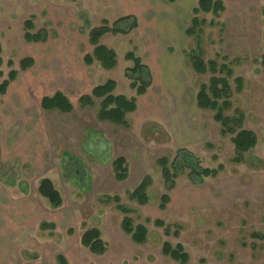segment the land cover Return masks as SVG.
<instances>
[{
    "label": "rangeland",
    "instance_id": "1",
    "mask_svg": "<svg viewBox=\"0 0 264 264\" xmlns=\"http://www.w3.org/2000/svg\"><path fill=\"white\" fill-rule=\"evenodd\" d=\"M222 1L220 18L201 15L207 21L202 48L205 61L226 58L234 77L243 80L241 92L230 80L228 114L243 112V128L256 135L257 145L240 157L234 135L223 134L214 113L197 106L199 87L211 75L191 69L185 53L194 41L165 46L159 31L155 36L167 25L165 0H0V85L10 72L19 73L0 94V264H60L59 256L66 264H183L164 254L165 244L180 246L189 258L185 264H264V0ZM183 3L195 7L197 0ZM150 7L154 13L143 11ZM128 16L137 18L136 29L100 41L116 52L117 66L86 65L94 51L90 32L103 22L128 30L133 20H122ZM188 17L185 30L193 14ZM27 21L45 42L25 40ZM129 52L149 67L153 56V83L142 97L128 78ZM162 57L169 61L162 64ZM26 58L35 64L22 71ZM109 80L116 83L114 95L138 100L127 126L98 118L102 100L86 106L80 101ZM58 92L71 112L43 109L42 99ZM179 150L185 152L176 158ZM187 153L201 168L219 170L218 176L192 181L183 166ZM164 157L182 173L161 209L167 189L158 161ZM120 158L126 160L123 181L113 167ZM146 178L149 202L140 205L129 194ZM43 179L61 195L60 208L38 194ZM126 218L147 229L145 243L124 231ZM43 222L55 229L42 231ZM93 229L107 246L103 255L81 243Z\"/></svg>",
    "mask_w": 264,
    "mask_h": 264
},
{
    "label": "trees",
    "instance_id": "2",
    "mask_svg": "<svg viewBox=\"0 0 264 264\" xmlns=\"http://www.w3.org/2000/svg\"><path fill=\"white\" fill-rule=\"evenodd\" d=\"M170 4H175L177 0H166ZM226 11L225 3L222 0H197V6L193 10V18L186 29V35L195 43V48L190 53H185L191 69L196 75L204 76L210 74L208 84H202L199 87L197 94V106L201 110H208L214 113V120L219 122L222 127L223 134L234 135L233 143L235 150L240 157L242 154L252 150L257 145V137L254 133L245 130L243 123L245 120L244 114L240 110H235L233 115H229L233 108L232 97L233 88L230 80L236 84V91L243 90V80L235 78L234 72L231 69L232 61H227L226 58L222 63L217 60L205 61L204 52L202 48L203 35L207 21L201 18V15L212 14L216 18H220ZM133 20V25L128 30H120L115 27H110L107 22H103L101 27L94 28L90 32V44L94 47L92 55L85 57L86 65H91L95 61L99 62L105 70L114 69L117 64V54L114 50L107 48L100 44L101 39L107 34H128L138 27V20L134 16H128L122 20ZM210 26H215L216 23L211 21ZM34 24L31 21L25 23V40L29 43H42L46 41L43 32L33 33ZM0 45V55H1ZM126 60L133 63V67L128 69V78L132 81L131 88L135 90L137 97H142L147 94L149 88L153 83V76L149 66L143 64L142 60L133 52L126 55ZM264 65V56H263ZM12 65V63H9ZM35 62L32 58L23 59L20 62L22 71H26L34 66ZM3 65L0 56V68ZM19 73L12 71L9 73L8 79L0 85V94L5 95L10 84L17 80ZM149 77L145 81V76ZM2 72L0 71V78ZM116 83L113 80L107 81L103 85L97 86L91 96L81 98L83 106L93 105L95 99L102 100L99 111V119L103 122H110L119 126H127V116L137 110V98L127 99L122 95H114ZM42 107L44 110H58L60 112L69 113L73 107L69 100L60 92L51 97L42 99ZM185 152L179 150L177 157ZM240 159V158H239ZM241 161V160H238ZM170 162L168 158H162L158 161L161 167L162 176L167 189V194L162 197L161 209L166 207L170 201L169 193L175 189V181L182 173V168L178 169L175 164ZM181 164H178L180 166ZM183 166L191 171V179L196 183H203L206 178H215L218 176L219 170L203 169L199 166L198 161L191 154L187 153ZM114 173L118 181H123L127 178L126 160L124 158L117 159L114 164ZM149 179L146 178L142 183L129 194V198L136 201L140 205H146L149 202L147 190L149 188ZM38 194L44 198L53 209H58L62 206L63 200L59 192L55 189L53 183L49 179L40 181ZM117 198V197H116ZM157 225L162 226V222H157ZM124 231L131 235L133 241L137 244H143L147 241V229L144 226L133 227L131 220L125 219L123 222ZM40 229L54 230V224L43 222L40 224ZM81 243L84 247L88 248L91 253L95 255H103L107 246L101 239V234L97 229L85 232L81 238ZM164 254L170 256L172 259L177 260L183 264L188 263V255L183 254L180 246L175 249L165 244L163 248ZM60 264H66L62 256L58 257Z\"/></svg>",
    "mask_w": 264,
    "mask_h": 264
},
{
    "label": "crops",
    "instance_id": "3",
    "mask_svg": "<svg viewBox=\"0 0 264 264\" xmlns=\"http://www.w3.org/2000/svg\"><path fill=\"white\" fill-rule=\"evenodd\" d=\"M184 0H177L175 4H170L165 0V7H164V15H165V21L167 22V25L164 26L162 29H157L155 36L162 34L160 37V41L165 45V43L168 41H173L175 43L180 44L182 40L187 39L186 35V24L187 20L189 19L188 15L193 14V10L195 7L190 6V4L183 3ZM171 12H168V11ZM144 12H153V8H146L143 9ZM161 13H163V9H161ZM170 13V15H168ZM155 18L158 20L159 16L157 17V11H155ZM169 16V17H168ZM169 23V24H168ZM159 31V32H158ZM166 46V45H165ZM169 56V55H168ZM170 57V56H169ZM168 57H162V64L167 63L169 59H166ZM153 56L151 57V62H149L150 70L152 72V75L154 76L155 70H154V63H153Z\"/></svg>",
    "mask_w": 264,
    "mask_h": 264
}]
</instances>
